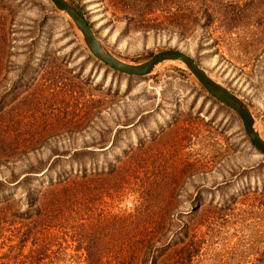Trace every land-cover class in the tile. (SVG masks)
<instances>
[{"label": "rangeland", "instance_id": "obj_1", "mask_svg": "<svg viewBox=\"0 0 264 264\" xmlns=\"http://www.w3.org/2000/svg\"><path fill=\"white\" fill-rule=\"evenodd\" d=\"M67 1L123 62L167 49L191 56L248 107L264 139V0ZM81 158L133 168L105 171L98 184L119 188L99 186L91 204L50 210L44 246L30 230L45 205L2 186L0 264H88L87 247L98 258L126 254L124 264H264V155L241 118L181 62L123 74L90 53L51 0H0V180L30 172L23 159L71 176ZM145 240L157 244L142 262L135 248Z\"/></svg>", "mask_w": 264, "mask_h": 264}, {"label": "trees", "instance_id": "obj_2", "mask_svg": "<svg viewBox=\"0 0 264 264\" xmlns=\"http://www.w3.org/2000/svg\"><path fill=\"white\" fill-rule=\"evenodd\" d=\"M148 4L152 5L155 4L157 6H159L160 4V0H147ZM138 2V0H131L130 1V5L133 7L134 5H136V3ZM153 3V4H152ZM180 5V4H178ZM83 16L84 12L82 11V9H80L79 7H75ZM189 10V8H181V6H177L176 11H186ZM203 13H205L206 15H208V11L207 10H203ZM179 33H183L184 30L179 29L178 30ZM11 152V151H10ZM8 161V165L10 163H15V161H9V160H5L4 164H7ZM21 163H23V167L22 169H29L31 170L30 172H26L23 177H18L19 175L14 174L13 172H11V178L13 181H10L9 178H5L3 180H0V193H3L1 191V187L5 186V184H11L14 183V187L21 189L24 191L25 195H26V204H43L45 205L44 207H46V213L44 215H42L41 217H39V221H35L34 224V228H32V230H30V235L34 236L35 239V245L36 244V240L37 241H41L40 245L46 243V241L49 239L48 236H50V230L52 229L50 226L51 223V219H55L56 215H52L50 214V210H53V212L59 208L62 209L63 205L62 204H91V198L94 195V197H98L99 195H102L101 190H99V186H104V188L102 189L104 193H111L112 190L116 191L117 188H119L117 181L110 182L109 184H98V178L100 177V179L102 178V175H106L104 174L105 171H107L108 175H113L114 177H118L120 175H122V171L126 170V171H130L132 172V164L129 161H123L121 162V165L116 166L113 164H104L102 166H98L97 162L98 160H95L93 158L91 159H78V160H73L74 163L76 165H78L80 167V170L77 172V174H72L71 176H64L63 174H57V178H52L51 176H48V171L46 172V170H41L39 172H37L39 170V168L37 169V171H33L35 169L34 163L30 162L29 160H20ZM72 161V162H73ZM1 163V162H0ZM9 167V166H8ZM89 167H92V169H89ZM89 170H91V176H94L95 179H91L89 177ZM37 173L38 175L36 176H30L32 174ZM39 176H46L48 177V181L47 186L45 187L44 184H42L40 187V189H44L43 191H41L38 187H36L37 182L39 181V179L37 177ZM116 188V189H115ZM37 192V193H36ZM38 193H41V195H37ZM9 198H7L6 196H2V202H6L8 201ZM94 200V199H93ZM37 228H39L40 230L37 231ZM39 234L42 237H39ZM36 237V238H35ZM157 243H152V241H147L145 240V242H137L136 243V252L137 255L139 256H143L142 258V262L147 260L149 258V254L151 252V250H153L154 245ZM46 245V244H45ZM156 246V245H155ZM164 246H160L158 248H156V250L154 251L155 253L158 254H162V252H164L166 249H164ZM87 251V258L86 261L88 264H124L127 263L129 259L131 258H127L126 254L125 256H120L118 255V253H116V255L114 257L108 258V257H101L98 258L95 255H92L91 253V248L87 247L86 248ZM130 254H132V256L135 255L134 251H130ZM157 261V257L153 258V263L155 264Z\"/></svg>", "mask_w": 264, "mask_h": 264}, {"label": "water", "instance_id": "obj_3", "mask_svg": "<svg viewBox=\"0 0 264 264\" xmlns=\"http://www.w3.org/2000/svg\"><path fill=\"white\" fill-rule=\"evenodd\" d=\"M54 6L65 13L82 34L84 42L90 53L106 66L134 77L150 75L157 66L168 61L183 63L203 88L219 103L233 110L242 120L245 132L254 147L264 155V139L255 129V121L248 107L232 92L213 80L194 59L179 49H167L153 55L141 64L123 62L109 52L97 39L93 29L85 16H83L67 0H51Z\"/></svg>", "mask_w": 264, "mask_h": 264}]
</instances>
